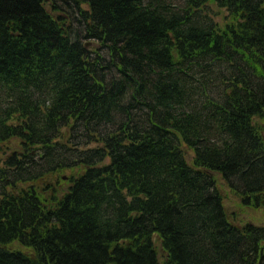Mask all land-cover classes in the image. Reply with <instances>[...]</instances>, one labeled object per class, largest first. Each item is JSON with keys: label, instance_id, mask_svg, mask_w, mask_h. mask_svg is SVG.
<instances>
[{"label": "trees", "instance_id": "16d2710c", "mask_svg": "<svg viewBox=\"0 0 264 264\" xmlns=\"http://www.w3.org/2000/svg\"><path fill=\"white\" fill-rule=\"evenodd\" d=\"M263 118L264 0H0V264H264Z\"/></svg>", "mask_w": 264, "mask_h": 264}, {"label": "rangeland", "instance_id": "374dc122", "mask_svg": "<svg viewBox=\"0 0 264 264\" xmlns=\"http://www.w3.org/2000/svg\"><path fill=\"white\" fill-rule=\"evenodd\" d=\"M209 10H210V16L213 18V20L222 25L224 23L222 19V15H225L226 12L219 11L218 8L214 7V4H211ZM75 27H76V30L81 31L80 33H82V30H83L82 27H79L78 25L77 26L75 25ZM88 43H90L89 48L95 49L98 47L95 41H88ZM101 51L103 54L107 55L105 50H101ZM257 122L260 126H262L264 130V118L258 119ZM183 149L186 151L188 159L191 160L193 154L189 152V149L186 146H184ZM71 174H72V171L66 169L61 174L62 177L59 178L58 182L56 178H52V181L57 187V189L55 191H48L44 193V198L47 199V203L53 202L52 201L53 195H56L57 197L62 198L63 195L68 191L69 187L71 186V183L68 181V176ZM216 176H217V178L215 177L216 182L219 183L220 189L223 191V195L225 197V201H226V203L224 202L225 206L229 209H237V211L232 212V214H235L236 223L240 226H245L246 224L264 226V209H255L252 207L245 206L242 203L240 205L239 199L229 190L227 184L222 179V177L218 174ZM230 189L232 188L230 187ZM232 191L234 193L236 192L234 189H232ZM155 239H156L155 246L157 247V250H158L159 260L161 261V263H163L166 258V254L162 249L161 242L156 238V236L154 237V242H155ZM10 247L12 249L26 251V249L23 246H21L19 243H13L10 245Z\"/></svg>", "mask_w": 264, "mask_h": 264}, {"label": "bare ground", "instance_id": "6f19581e", "mask_svg": "<svg viewBox=\"0 0 264 264\" xmlns=\"http://www.w3.org/2000/svg\"><path fill=\"white\" fill-rule=\"evenodd\" d=\"M40 161V160H39ZM37 169V168H36ZM40 170V169H39ZM39 173V172H38ZM43 176V175H42ZM39 188V187H38ZM43 190V189H42Z\"/></svg>", "mask_w": 264, "mask_h": 264}]
</instances>
